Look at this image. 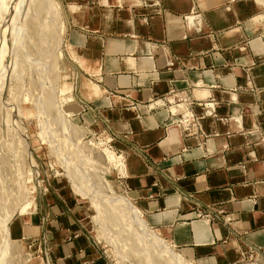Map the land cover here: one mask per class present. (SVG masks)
I'll use <instances>...</instances> for the list:
<instances>
[{
    "label": "crops",
    "instance_id": "0c3cea01",
    "mask_svg": "<svg viewBox=\"0 0 264 264\" xmlns=\"http://www.w3.org/2000/svg\"><path fill=\"white\" fill-rule=\"evenodd\" d=\"M69 4L82 12L71 42L106 90L91 99L128 157L122 178L149 225L197 264L251 253L264 264V0ZM82 206L52 228V264H108Z\"/></svg>",
    "mask_w": 264,
    "mask_h": 264
},
{
    "label": "rangeland",
    "instance_id": "374dc122",
    "mask_svg": "<svg viewBox=\"0 0 264 264\" xmlns=\"http://www.w3.org/2000/svg\"><path fill=\"white\" fill-rule=\"evenodd\" d=\"M69 1L0 0V264H52V228L60 217L72 221L77 200L82 228L108 264H169V248L182 250L149 225L107 158L106 150L128 160L91 99L106 90L91 83L71 42L82 12ZM24 227L35 234L17 235ZM157 238L171 246L161 245L164 255Z\"/></svg>",
    "mask_w": 264,
    "mask_h": 264
},
{
    "label": "bare ground",
    "instance_id": "6f19581e",
    "mask_svg": "<svg viewBox=\"0 0 264 264\" xmlns=\"http://www.w3.org/2000/svg\"><path fill=\"white\" fill-rule=\"evenodd\" d=\"M46 1V0H45ZM19 3V2H18ZM23 3V2H22ZM43 3H45V2H43L42 1V4ZM59 4V3H58ZM19 6V5H18ZM43 8V10H44V12H45V9H44V6L42 7ZM46 13V12H45ZM57 13V12H56ZM43 17H45V20H46V18H47V16H44V13H43ZM49 19V18H48ZM47 19V20H48ZM15 20V19H14ZM52 20V19H51ZM49 21H50V19L48 20V21H46V22H48L49 23ZM51 22V21H50ZM9 23V22H8ZM11 23V22H10ZM51 23H53V22H51ZM49 25H51L50 23H49ZM61 25V24H60ZM62 26V25H61ZM60 26V27H61ZM17 27V26H16ZM63 28V27H62ZM9 29V28H8ZM65 29H63V31H64ZM9 33V32H8ZM11 34V33H10ZM8 36H10V35H8ZM8 39H9V37H8ZM3 52V51H2ZM4 60V59H3ZM2 63V62H1ZM5 64V63H4ZM8 67V66H7ZM5 72V71H4ZM3 73V72H2ZM5 75V74H4ZM46 135V134H45ZM93 141V140H92ZM91 141V142H92ZM96 141V140H95ZM102 142V141H101ZM93 143H95V142H93ZM93 145V144H92ZM95 145V144H94ZM101 145V144H100ZM103 149H104V147H103ZM106 150V149H105ZM106 152H107V158H108V160H109V163L112 165V166H115V167H117V168H119V170L120 171H122V173H125L126 175H127V162H126V157H124L123 156V154L122 155H113V154H111L108 150H106ZM105 153V152H104ZM110 168V167H109ZM108 168V169H109ZM124 174V175H125ZM108 191H110V189L108 190ZM124 196V195H123ZM127 204V203H126ZM132 208V207H131ZM132 211H131V213H129V215L131 214H134L136 217L138 216V211L137 210H135L134 208H132L131 209ZM127 215V214H126ZM133 216V215H132ZM131 216V217H132ZM141 226V225H140ZM143 227V226H142ZM143 229V228H142ZM8 231V230H7ZM142 234V233H141ZM6 238V237H5ZM9 239V238H8ZM158 239V238H157ZM7 240V239H6ZM95 240V242L96 243H98L97 241H96V239H94ZM150 241V240H149ZM153 241V240H152ZM158 241H159V243H157V245H155V246H157V247H159V248H156L155 247V249H157L156 251H160V250H163V248L164 249H168L169 247H171L170 246V244L168 243V242H166L164 239H161V238H159L158 239ZM6 242V241H5ZM4 242V243H5ZM154 243V242H153ZM99 244V243H98ZM11 245V244H10ZM149 245V244H148ZM161 245H163V248L161 247ZM150 246H151V244H150ZM151 248H153V247H151ZM154 249V250H155ZM153 250V249H152ZM170 252V253H169ZM169 254H168V256H170V260L168 259V258H166L165 257V260L167 261V259H168V261L167 262H169V264H196V262H195V260H193V259H191V258H189V257H187L185 254H183V253H180L179 251L177 252V251H173L172 249H170L169 248ZM154 253H155V251H154ZM157 254H158V252H156ZM163 254V252H159V254ZM164 255V254H163ZM163 255H161V257H163ZM164 258V257H163ZM161 260V258L159 259V261ZM161 262V261H160ZM162 263V262H161ZM166 264V263H165ZM246 264H256V263H246Z\"/></svg>",
    "mask_w": 264,
    "mask_h": 264
},
{
    "label": "built area",
    "instance_id": "2783aa9c",
    "mask_svg": "<svg viewBox=\"0 0 264 264\" xmlns=\"http://www.w3.org/2000/svg\"><path fill=\"white\" fill-rule=\"evenodd\" d=\"M192 119L195 120V117L193 116V114L192 115H186L184 120L185 121H189V120H192ZM187 129H189V128H187ZM198 214L200 216H206L208 218L213 219V217L211 215H209V213H203L202 211H199ZM96 244H97L98 247H100V245L98 243H96ZM51 248H52L51 246H49V249L47 248V253L51 250ZM250 257H253V253H251Z\"/></svg>",
    "mask_w": 264,
    "mask_h": 264
}]
</instances>
